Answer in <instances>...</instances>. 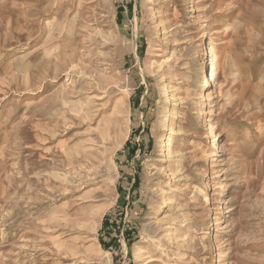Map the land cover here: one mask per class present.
Listing matches in <instances>:
<instances>
[{"label":"rangeland","instance_id":"374dc122","mask_svg":"<svg viewBox=\"0 0 264 264\" xmlns=\"http://www.w3.org/2000/svg\"><path fill=\"white\" fill-rule=\"evenodd\" d=\"M0 264H264V0H0Z\"/></svg>","mask_w":264,"mask_h":264},{"label":"bare ground","instance_id":"6f19581e","mask_svg":"<svg viewBox=\"0 0 264 264\" xmlns=\"http://www.w3.org/2000/svg\"><path fill=\"white\" fill-rule=\"evenodd\" d=\"M221 44H223V43H216L214 41H208V42L205 43V45H204V52L206 54V57L202 61L201 66H205V65L208 64V60H210L209 57H211L209 54L211 53L213 47L214 46H217V45H221ZM224 60L225 59L223 57H216L215 58V65H216V67H219V64L220 63L222 64V62L224 63ZM214 72H215V70L214 71H210L209 72L210 73V76H213ZM215 87H216L215 82H214V80H212L210 82V87H209L210 88V90H209V93L210 94H214ZM115 107L118 108V106H115ZM119 111H120V109H119ZM173 135H174V131L171 130L170 133H169V136L165 140L164 153L168 152L171 149L172 144H173Z\"/></svg>","mask_w":264,"mask_h":264}]
</instances>
